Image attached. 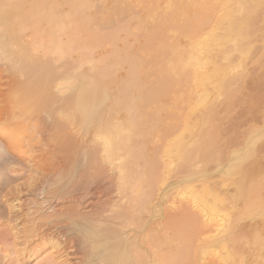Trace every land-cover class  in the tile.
Masks as SVG:
<instances>
[{"label":"bare ground","instance_id":"1","mask_svg":"<svg viewBox=\"0 0 264 264\" xmlns=\"http://www.w3.org/2000/svg\"><path fill=\"white\" fill-rule=\"evenodd\" d=\"M232 1L0 0V264L35 255H42L36 264H188L184 249L212 229L197 202H163L169 183L159 173L162 157L152 153L143 192L133 184V160L110 174L99 169L95 186L82 164L90 158L98 166L101 150L112 164L109 153L133 149L136 70L169 64L135 42L123 73L104 57L88 66L80 32L87 21L110 18L216 17ZM102 127L107 134L96 143ZM141 208L146 214L137 216ZM48 247L55 250L46 253Z\"/></svg>","mask_w":264,"mask_h":264},{"label":"rangeland","instance_id":"2","mask_svg":"<svg viewBox=\"0 0 264 264\" xmlns=\"http://www.w3.org/2000/svg\"><path fill=\"white\" fill-rule=\"evenodd\" d=\"M231 3L226 14L216 17L110 18L87 21L80 32L89 48L88 66L104 57L112 70L123 73L133 60L135 42L145 45L143 54L164 55L169 64L136 70L142 81L133 84V149L109 153L112 164L105 150L98 154V166L90 158L82 164L95 186L100 181L94 184L92 178L133 160V184L143 192L152 153L162 157L159 173L169 183L163 202H197L212 229L203 235L208 236L205 241L184 249L188 264L214 258L223 264H264V0ZM126 10L132 12L133 6ZM109 80L106 89L113 86ZM100 131L94 135L96 143L107 134L106 127ZM144 209L136 215L146 214ZM1 218L2 230L6 222ZM51 250L55 247L46 253ZM41 258L29 257L25 264Z\"/></svg>","mask_w":264,"mask_h":264}]
</instances>
